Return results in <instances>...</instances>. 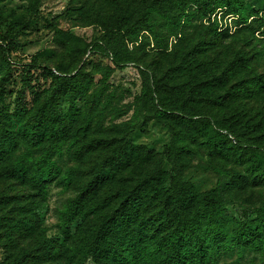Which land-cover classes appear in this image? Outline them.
Returning a JSON list of instances; mask_svg holds the SVG:
<instances>
[{"label": "trees", "instance_id": "trees-1", "mask_svg": "<svg viewBox=\"0 0 264 264\" xmlns=\"http://www.w3.org/2000/svg\"><path fill=\"white\" fill-rule=\"evenodd\" d=\"M41 1L28 0L30 17L17 23L24 27L30 25L37 17ZM213 2L242 16L238 0ZM213 2L137 0L135 6L115 13L104 14L90 9L89 24L101 29L103 41L92 42L88 49L107 52L116 68L122 69L132 61L126 42L136 40L143 30L155 33L152 13L167 18L173 29L178 30L181 18L189 15V4L200 5L206 13L212 9ZM242 18L245 22L247 17ZM255 19H259L258 25L264 22V18ZM15 30V23L8 25L5 34L0 35V43L3 44L5 37L12 36ZM213 35L217 37L219 33L214 31ZM3 53L8 56L6 47ZM28 65L32 67L34 62ZM41 68L55 78L50 96L67 95L70 106L77 109L75 102L82 93L80 83L66 77L62 71L47 66ZM175 68L184 74L181 81H171L170 74L164 72L143 84V92L160 104L156 108L157 117L169 119L162 121L172 132L165 148L167 159L176 163L182 153L189 152L186 142L178 143V132L172 123L191 125L197 122L204 135V145L211 154L232 159L241 170H217L216 185L198 192L180 173L167 174L161 163H156L132 185L107 189L101 194L114 174L127 167L139 152V146L126 135L120 136L108 142L112 145L110 150L92 164L89 177L59 212V229L71 243L63 247L64 241L35 231V219L30 213L38 206L36 201L16 202L8 211H17L22 216L0 217V235L10 249L0 264H36L41 255L55 264H84L88 258L94 264H215L218 253L245 247L260 251L262 257L258 264H264V208H256L252 223L235 224L224 211L228 191L244 188L249 181L264 180V166H260L259 159L264 157V118H257L244 106L234 104L232 110L212 126L211 120L201 116L197 107L199 102L223 106L230 101L232 94L225 85L235 70L246 69L252 75L248 82H238L237 91L247 93L255 88L264 89V78L256 74L248 58L238 51L234 60L217 70L215 64L199 60L192 50H187L179 55ZM3 96L4 87L0 85V102ZM34 113L32 121L20 100L12 113L7 107H0V176L28 182L31 187L41 189L60 172L52 157L61 153L69 137V120L67 113L60 114L50 102ZM68 114L71 118L77 116L76 112ZM20 144L26 148L17 153ZM30 148L40 151L39 156L31 157ZM81 152V147L74 150L75 154ZM7 197L6 192L2 193L0 203ZM91 215L90 222L88 216ZM78 221L81 223L71 231L70 226ZM233 224L236 227L231 229ZM64 251L68 252L67 262L60 260Z\"/></svg>", "mask_w": 264, "mask_h": 264}, {"label": "rangeland", "instance_id": "rangeland-1", "mask_svg": "<svg viewBox=\"0 0 264 264\" xmlns=\"http://www.w3.org/2000/svg\"><path fill=\"white\" fill-rule=\"evenodd\" d=\"M238 1L242 16L230 12L227 7L216 6L214 2L206 13L200 5L189 4V15L181 18L178 30L173 29L167 18L152 13L155 33L143 30L136 40L126 42L132 61L122 69L116 68L107 52L88 49L92 42L103 41L101 29L89 24V10L115 13L135 6L137 0H42L36 19L27 27L17 22L30 17L28 0L0 1V35L5 34L8 25L16 24L12 36H6L3 44L0 43V85L4 87L0 107H7L12 113L20 100L26 115L33 121L34 112L50 102L60 114L67 113L69 120V137L62 145L61 153L52 157L60 172L43 188L36 189L28 182L20 183L11 177L0 176V195L5 192L8 195L6 201L0 203V217L9 214L20 217L22 214L17 211L9 213L8 210L16 202L26 204L34 200L38 206L32 208L30 214L35 219V231L64 241L63 247L70 244L71 240L65 239L59 229V212L89 177L92 164L110 150L112 145L108 142L123 135L139 146V152L127 167L114 174L101 194L107 189L132 185L156 163H161L167 174L180 173L198 192L216 185L217 170H241L232 159L211 154L204 145V135L197 122L191 125L172 123L178 132V143L186 142L189 152L182 153L176 163L170 162L165 148L172 132L162 122L169 119L157 117L156 108L160 104L143 92L146 80L164 72L170 74L171 81H181L184 74L175 67L179 55L187 50H192L195 58L215 64L217 70L234 60L238 51L248 58L256 74L264 78V22L258 25L259 19H255L264 18V0ZM243 16L247 17L245 22ZM213 30L219 33L217 37ZM3 47L7 48L8 56L3 53ZM33 62L34 66L28 65ZM43 66L62 71L66 77L80 83L82 93L75 102L77 109L70 106L67 95L50 96L55 78L48 75V70L43 71ZM251 76L246 69L235 70L225 85L232 99L223 106L199 102L200 115L208 117L212 126L217 125L224 113L230 112L234 104H240L257 118H264V89L255 88L247 93L237 91L238 82H248ZM71 112H76L77 116L71 118L68 114ZM76 147H81L82 152L75 154ZM25 148L20 144L17 153ZM39 154L40 151L30 148L31 157ZM259 159L263 167L264 157ZM226 194L224 211L235 224L252 223L256 208H264V180L249 181L244 188ZM88 219L91 222L92 215ZM78 222L70 226L71 231L81 223ZM235 227L231 225V229ZM1 230L0 227V234ZM6 242L0 235V260L10 251ZM261 257V252L252 247L234 248L218 253L215 264H258ZM39 258L41 260L37 259L36 264H55L43 255ZM60 260L67 262L68 252L64 251ZM84 264L94 263L88 258Z\"/></svg>", "mask_w": 264, "mask_h": 264}]
</instances>
